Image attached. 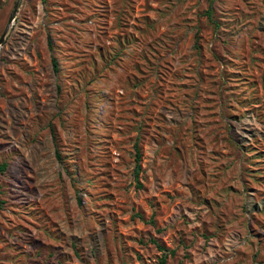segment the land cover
<instances>
[{
	"label": "rangeland",
	"instance_id": "rangeland-1",
	"mask_svg": "<svg viewBox=\"0 0 264 264\" xmlns=\"http://www.w3.org/2000/svg\"><path fill=\"white\" fill-rule=\"evenodd\" d=\"M1 39L0 264H264V0H0Z\"/></svg>",
	"mask_w": 264,
	"mask_h": 264
},
{
	"label": "trees",
	"instance_id": "trees-1",
	"mask_svg": "<svg viewBox=\"0 0 264 264\" xmlns=\"http://www.w3.org/2000/svg\"><path fill=\"white\" fill-rule=\"evenodd\" d=\"M206 14H207L208 17H210V15H211V6H209L208 10L206 11ZM49 48H51V43L50 42H49ZM52 65H53L54 70L57 71V63H56V60L54 58H52ZM135 159H136V165H135L134 173L137 176L138 170H139V167H140L139 166L140 155H139L138 151H136ZM5 170H6V164L0 165V172H4ZM151 242H153L157 246V248L159 250H164V248L162 246H160L155 240L152 239ZM171 253L173 254V252H171ZM165 257L166 256H164L161 259V264L165 263V261H166Z\"/></svg>",
	"mask_w": 264,
	"mask_h": 264
},
{
	"label": "water",
	"instance_id": "water-1",
	"mask_svg": "<svg viewBox=\"0 0 264 264\" xmlns=\"http://www.w3.org/2000/svg\"><path fill=\"white\" fill-rule=\"evenodd\" d=\"M17 5H18V1H17L16 5H15V7H14V11H13V14H14V13L16 12V9H17ZM2 40H3V39H1V40H0V44L2 43Z\"/></svg>",
	"mask_w": 264,
	"mask_h": 264
}]
</instances>
